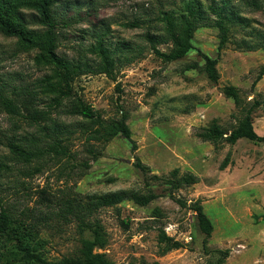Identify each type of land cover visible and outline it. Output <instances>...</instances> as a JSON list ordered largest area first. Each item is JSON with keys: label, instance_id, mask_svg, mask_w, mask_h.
<instances>
[{"label": "rangeland", "instance_id": "374dc122", "mask_svg": "<svg viewBox=\"0 0 264 264\" xmlns=\"http://www.w3.org/2000/svg\"><path fill=\"white\" fill-rule=\"evenodd\" d=\"M192 1L210 20L217 17L210 6L225 7L229 42L219 51L218 28L200 26L183 58L163 61L153 47L172 48L164 17L188 16ZM52 12L59 56L98 64L96 46L103 40L115 64L113 77L80 75L63 96L51 86L54 64L40 59L43 50L0 31V161L6 164L0 200L14 216L38 224L30 237L40 241L36 253L50 263L78 257L82 238L90 236L75 219L60 215V197L151 190L158 196L147 206L125 200L95 214L108 238L95 251L112 264H264V142L215 144L198 136L213 121L231 130L244 116L225 85L238 87L246 103L261 101L251 116L264 134V75L254 84L264 64V0H56ZM22 13L30 29L47 30L36 10L24 7ZM244 40L257 48L240 47ZM201 53L218 59L217 82L204 72ZM78 99L93 118L78 112ZM122 111L135 149L120 135L106 144L92 136L99 120L119 119ZM10 142L30 154L12 151ZM136 157L152 172L137 169ZM176 168L179 175L194 173L198 182L172 186L166 179ZM196 201L214 227L206 240L191 208ZM26 225L18 230L29 232ZM162 230L182 247L164 251ZM0 262L46 264L24 256L5 235Z\"/></svg>", "mask_w": 264, "mask_h": 264}, {"label": "trees", "instance_id": "16d2710c", "mask_svg": "<svg viewBox=\"0 0 264 264\" xmlns=\"http://www.w3.org/2000/svg\"><path fill=\"white\" fill-rule=\"evenodd\" d=\"M56 0H0V31L7 36H17L20 41L25 44L40 47L43 51L40 54L46 62L54 64L51 84L63 96L69 95L72 92V83L75 79L84 74L89 73H105L110 77L114 76L115 61L111 57V51L104 44L103 40L98 42L96 51L100 56L98 64L89 61L71 63L56 53L58 47L59 33L56 29V20L53 16V5ZM196 1L186 4L188 16L181 15L177 19L171 13L166 14L164 20L167 24V32L172 41V48L165 52L153 47L157 56L163 61H175L183 58L194 46L192 38L194 32L200 26H213L219 30V51L224 49L230 38V27L228 22L230 17L225 14V7L218 10L214 6H210L212 12L217 16L216 19L210 20L205 17L202 12L196 7ZM24 7L36 10L38 19L41 24L47 27L43 32L30 29L26 23L22 13ZM206 18V21H205ZM153 40V39H151ZM244 49L257 48L253 44H248L245 40L239 44ZM264 46V45H263ZM204 62V72L212 82H217L220 78L217 69V58H212L206 54L201 53ZM264 75V64L254 82V84ZM223 91L227 97L234 100L237 107L243 112L242 119L231 130L224 129L217 121H213L209 126L204 127L198 133V136L204 140L211 141L215 144L226 141L231 144L236 143L239 139L245 138L255 142H264V134L260 135L254 128L253 118L251 113L261 105V101L254 100L253 103H246L241 96V91L234 85H225ZM79 100L78 112L86 118H93L94 114L90 106L85 104L81 99ZM8 104H12L10 100ZM128 115L122 111L121 117L109 122L99 120L96 127L92 128V136L101 144H106L117 135L129 139L132 143V149L136 148V143L132 139V131L127 123ZM227 132H229L227 134ZM2 137L0 135V145L2 144ZM60 147L61 145H56ZM12 151L18 154H30L26 150L20 148L17 144L10 142ZM92 152L96 153V149L92 148ZM228 157L224 160L222 168L228 164ZM134 166L142 173H151V168L143 163L139 157L135 158ZM6 167V164L0 161V170ZM172 179H166L174 187H181L184 185H191L198 182V176L192 172H186L179 175V169L176 168L172 172ZM153 178H160L157 174H152ZM158 195L151 190L147 193H142L136 190L114 191L107 193H77L74 195L62 196L58 199L57 204L60 206V215L65 218H73L78 222V226L82 231L88 230L89 237H83L79 249L78 257H64L61 262L50 263L44 260L39 253H36V248L40 244L39 240H32V237L37 231L38 224L34 222H26L20 216L8 210L0 200V235H5L11 239L16 240V247L22 251L24 256L33 258L37 261L46 264H112L105 256V253L96 252V248H104L108 242L107 233L104 226L95 217V214L104 207L116 206L125 200H132L134 203L147 206ZM191 208L196 212L197 224L199 230L205 235V240L208 239L213 232V224L210 218L204 211L203 205L196 201L191 205ZM28 225V231H19V226ZM26 225V226H27ZM161 242L166 244L164 251H170L182 247L180 241H176L161 231L159 234ZM229 251H226V255ZM218 262H222L219 260ZM0 264H3L0 262Z\"/></svg>", "mask_w": 264, "mask_h": 264}, {"label": "built area", "instance_id": "2783aa9c", "mask_svg": "<svg viewBox=\"0 0 264 264\" xmlns=\"http://www.w3.org/2000/svg\"><path fill=\"white\" fill-rule=\"evenodd\" d=\"M189 239L191 240V239H192V237H189ZM189 239H188V240H189Z\"/></svg>", "mask_w": 264, "mask_h": 264}, {"label": "water", "instance_id": "95a60500", "mask_svg": "<svg viewBox=\"0 0 264 264\" xmlns=\"http://www.w3.org/2000/svg\"><path fill=\"white\" fill-rule=\"evenodd\" d=\"M229 132H227V134H228Z\"/></svg>", "mask_w": 264, "mask_h": 264}]
</instances>
